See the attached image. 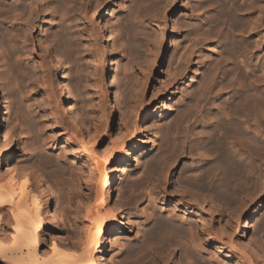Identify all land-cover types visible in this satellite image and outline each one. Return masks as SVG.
<instances>
[{
  "label": "bare ground",
  "instance_id": "obj_1",
  "mask_svg": "<svg viewBox=\"0 0 264 264\" xmlns=\"http://www.w3.org/2000/svg\"><path fill=\"white\" fill-rule=\"evenodd\" d=\"M44 1L29 0L28 6H26L27 4H23L24 2L22 3L21 0H0V62L4 65L0 85L4 89L3 108L6 109L4 122H11V119H13L11 112L15 106L11 98L13 96L12 76L16 80L14 82L20 83L27 78L31 79L33 75L38 73V78L41 80H38L35 75V78L32 79V85H37L36 82L39 81L42 86L43 93L47 97L48 108L45 109L48 116H51L50 122L53 121V124L57 128L59 127L62 131L59 134H65L64 141L69 143V155L74 159L81 160L84 168H86L87 176L85 179L83 178L85 180L83 185L85 190L79 192L78 186V193L72 197L76 204H74L75 213L82 217V228L81 230H78V226V229L76 228L73 220L74 216H71L73 218L74 233L70 242L60 243L56 239H52L49 250L45 253L40 252L39 237L46 221H49L48 218L54 222L52 225L53 231L62 228L54 211V192L50 188L51 185L38 172L41 166L55 165V160L46 152L36 155V151L31 148L34 149L37 146H34L35 141L30 137L28 144H25L23 148L28 151L32 150L35 156L31 157L30 154V157L24 163L18 165L20 166L19 169L15 167L8 168L5 173H0V183H2L0 184V264H109L112 257L110 256L109 246L107 247L106 235H109L111 241L115 243L114 236L121 232L120 228H124L126 224L132 227L135 225V218L130 211V204L138 201L140 193L136 194L135 192L141 189L142 186L144 187L145 184L152 185L150 188L148 187L150 189L148 196H151L156 204L161 205L164 213L156 214L154 208H151L147 213H145L146 211L141 213L146 225L143 226L141 231L139 230L140 233L133 245H122L120 256L117 257L118 260H122L127 264H182L185 261L183 259H186V261L187 259L193 260V264H264V254L260 256L261 253L258 254L259 251H257L260 248H258V243L264 241V218L261 221L259 219L260 222L255 223L256 227L254 226L260 242L252 239L244 241L248 229L254 224L252 221L254 219L252 208L256 205L254 203L258 192L262 189L264 179V168L262 167L264 162H262L260 155L264 150L263 142L256 141V137L255 139L248 137V133L242 127L243 122L249 120L254 121L257 126H264V65L261 64L263 61L260 60L262 57L258 51L262 48L264 42V31H261L259 27L263 23L258 26V23H261L262 20L260 18L264 14L260 12L261 10L259 11L263 14L261 17L258 12L254 13L256 9L253 5L254 0L250 2L231 0L232 3H229L228 0H195L192 4L183 3L181 6L179 5L180 2L177 3L178 0H131L128 5L126 4L123 7L125 10L127 9L126 13L117 22L119 34L114 40L115 43H119L122 40V33L128 35L129 39L131 38L129 47L120 42L124 57L131 56L133 54L132 50L135 53L134 49L140 46L139 43L142 40L139 42L137 39L140 34L145 33L144 36L149 39L144 25L147 20L156 28L157 32L154 40L151 41L147 61L145 64L143 63V66H140L137 62L139 67L135 70L138 81L129 86L131 97L129 96L130 100L127 105L130 106L128 111H131L133 116L130 114L132 118L127 117V120H130L127 123L125 121V133L122 135L119 132L121 136L117 135L120 137L116 138L115 135V139L109 136L107 120L102 124L100 123L101 120L98 122L100 124L96 122L98 125L94 123V131L87 135L79 127L76 129L72 125L66 124L64 118L57 115L58 109L56 111L51 104V99L54 98L52 92L54 91L49 84L52 67L55 68L61 61H64L65 56L72 58L71 56L75 52H79L77 39L73 41L76 38L75 33L71 31L73 29L71 23L74 18V21L78 20L84 25L86 23L89 25V27L83 25L80 32L85 34L83 36H86L88 43L85 51L91 58L92 86L95 88L96 83L99 82L98 78H104V66H107L111 78L109 87H113L117 79L115 73L117 62V51L115 49L117 48L113 49L111 46L112 41L106 31L107 29L103 28L102 24L93 20L92 17L100 14L106 6L113 5L115 0H47L50 13L44 11ZM175 4L176 6L173 9L175 10V16L182 11L186 15V18L181 19L182 26L177 20L179 16L177 19L175 18V25L178 24V21L180 27L183 28L185 35L183 42L187 44V41L190 39L192 41L193 37L195 39V35L197 37L192 44L191 42L187 44L188 51L185 48L187 53H184L185 57L182 55L185 59L183 63H180L182 66H178L179 70L173 72L172 77L167 79L164 84L159 85L168 91L172 90L171 95L175 93L176 83H185L189 76L194 56L201 51L200 44L204 42L202 38L210 41L218 39V37L212 38L216 33L211 36L212 40L209 39L210 34H212L211 30H213L210 29L212 28L210 25L224 24L228 26L227 24H229L233 31L230 30L235 33L236 38H233L234 36L229 38V35L226 36L225 34L226 31L225 33L222 32L223 35L225 34L222 35L223 39L220 38L221 36L219 37V41L222 40V42H215L214 46L211 45V49L208 48L211 55H207V58L201 60L203 67L200 70L199 80L188 83L190 86H188L187 93L184 95L186 100L182 101L180 105L177 104L179 107L172 121L162 130L161 128L157 130L158 135L162 133V139L153 151L156 153L150 155V148L144 143L146 140L143 137L138 138L142 136L139 125L145 124L149 116L156 115L158 112L162 116L167 114H164V103L157 105L156 110H153L151 106L145 105L143 95L152 85V73L158 71L161 74V68L164 67L162 50L167 32L165 15ZM257 5L259 6V4ZM258 6L257 10L262 8V6ZM108 7L105 14H109L107 12ZM212 9H215V14ZM208 11L210 12L207 13ZM196 15H199L198 21L193 22L191 19ZM39 19L42 20V25L48 24L53 19V25L56 28L58 27L57 31L51 34L56 44L55 49L44 43L41 54L35 51V47H28L29 44L32 43L33 46L34 43L29 36L30 30L33 29ZM211 22L212 24H209ZM21 28H23V32ZM244 28H249L247 34H244ZM218 29L221 28L218 26ZM177 30L179 31V29ZM219 33L215 36L221 35V32ZM68 40L71 42L69 43ZM66 42L71 45H66ZM206 45L208 47L209 44ZM20 47L25 48L26 50L23 49L25 52H22L23 50ZM250 51L253 52L251 54L253 55L252 60L247 58V61L246 58H243V60L236 58L237 61H240V64L238 62L240 68L244 64L245 68L248 69L247 72L250 71L251 74L247 75L250 81L246 80L247 77H242V74L245 76L247 74L246 71V74L244 71L241 74L242 69H239V76L246 78V81L244 82L241 77H236L237 75L235 76L237 78L234 80L235 82L231 80L236 71L231 72L233 69L229 70L232 65L229 67L227 65L226 68L228 67V69L221 73L225 61H234L236 54L250 53ZM257 51L260 55L256 54ZM106 53H109L108 59L105 57ZM178 54H181V52ZM255 54L261 58L258 59ZM241 56L240 58H242ZM232 57L234 60H232ZM241 61H244V63ZM29 64H34L32 70L29 68ZM232 64L234 68L236 62ZM124 66L127 67V64ZM126 67L123 68L126 70ZM258 71L262 72L263 75L257 74ZM230 72L233 73V76L228 77ZM239 72L235 73L238 74ZM66 77L65 74L63 78L65 90L60 89L62 95H66L67 98L68 105L65 109H69L68 112L71 111L72 113L71 119L72 117L73 119L71 122L73 120L80 121L79 113L76 112L77 110L71 103V90ZM224 81L226 83L230 81L231 84L235 83L232 85L236 86L223 85ZM218 82L222 83V85L220 84L221 87L217 85ZM248 82H250L249 85L252 84L251 87H247ZM246 83L247 85H245ZM260 83L263 85L262 91ZM216 86H219L220 89ZM157 87L158 84H155V94L159 92L158 90L155 91ZM211 87L215 88L214 90L219 89L217 91L223 95V98L221 97L218 101L216 99L212 102L209 101V93L211 92H209V89ZM213 89L212 91H214ZM65 91L69 93L67 94ZM154 93L150 102L155 97ZM205 95L206 103H212L214 109L211 108L212 111L207 112L204 117L205 122L203 125L200 124L202 126H198V124V127H196L193 124L194 122L189 123L196 127L195 131L190 133L193 127L188 124L189 114L191 115L190 112H192L190 106L193 105L192 107L196 108L198 102L200 103L199 100H204ZM99 97L101 98V96ZM100 98L97 99L99 102H101ZM203 100L202 102H205ZM195 101L196 104H193ZM97 104L99 108L103 106L101 103ZM29 106L27 109H30ZM30 112L32 111L30 110ZM26 113L27 111L25 112L24 109L20 108L19 116L23 122L22 129L28 130V132L26 130L25 132L30 134L37 121L32 123V118L29 119L30 115L27 113L28 116ZM135 118L136 121H134ZM133 121L137 122L136 127H132L131 123H134ZM40 124L39 126H41ZM186 126H190L191 130L187 129ZM38 128L40 129V127ZM13 130L12 125L4 124V136L0 140V166L3 161L2 153L8 150L16 140ZM101 132L107 137L108 145L111 147L109 150H102L106 152L105 154L99 151L100 154L96 150L97 148L95 149L92 145ZM43 141L47 146L48 142L45 138ZM133 141L143 142L141 151H134L135 148H133L131 152L135 155V159L139 158L136 167L131 164L132 155L125 146L117 149V146L122 143L126 142L127 145H130ZM245 142L249 145L248 147ZM21 144H24L23 140ZM246 147L248 148V154L251 155L249 157L251 160H247L248 162L244 161L245 157L241 154L242 150L247 149ZM107 154H109L108 157H106ZM15 156V153L11 154V159L16 160ZM61 158L63 159L65 156L63 155ZM182 158L187 161L184 163L181 174L177 176L176 171ZM120 164L122 168L121 171L120 169L118 171ZM136 168H140L141 175L131 179L128 177L129 179L126 180L128 175L137 170ZM80 172V175L84 174L82 170ZM121 180H125L126 188L135 193L126 195L127 200H123L122 196L124 195L119 191V184L116 185V182H121ZM114 185H116V195H113ZM221 201L225 204L228 203L231 207L228 209L221 207ZM167 207H170V210H167ZM6 215L13 219L11 232L5 230L3 226L6 222L4 218ZM7 224L9 225V223ZM184 248L187 251L182 255V249L185 250Z\"/></svg>",
  "mask_w": 264,
  "mask_h": 264
},
{
  "label": "rangeland",
  "instance_id": "obj_2",
  "mask_svg": "<svg viewBox=\"0 0 264 264\" xmlns=\"http://www.w3.org/2000/svg\"><path fill=\"white\" fill-rule=\"evenodd\" d=\"M21 1H22V3L24 2L23 4H27L26 6H28L29 0H26V1L21 0ZM130 1L131 0H115V3L113 5H111L109 7L106 6V8L108 7L107 12L109 14H105V11H106V8H105L100 14H96V15H94V17H92L93 20L99 21L102 24L103 28L107 29L106 31L109 33L110 38H111L110 40L112 41V42L110 41L111 46L113 47V49L117 48V49H115V51H117V53H116V55H117L116 61L117 62H116V67H115V73H116L117 79H116V82L113 84V87H109V84H110L109 81L111 82V78H110L109 69L107 66H104V71H103V74H104L103 77L104 78H101V79L98 78L99 82L97 81L98 83H96L97 87L95 86V88H94L92 86V81H91L92 73H90V71L92 69L90 67L91 58L87 55V52L85 51V48L87 47L88 43H87L86 38H85L86 36H83L85 34H82L80 32V29L83 27L84 23H80V21H78V20L74 21V18L72 19L73 22L71 23L73 25L74 30L71 29V31L73 33H75L74 35L76 38H74L73 41L75 39H77L76 42L79 44L78 45L79 52H75L73 55L71 54L72 58H70V57L67 58L65 56L63 58L64 61H61L57 66H55V68L52 67V69H51V72H50L51 78H50L49 84H50V87H52L53 91H54V92H52L54 95V98L52 97V99H51L52 106L56 109V111L58 109L57 115L59 117L64 118L66 124L72 125L76 129L79 127L85 133V135H87L91 131L92 132L94 131V128H95L93 126L94 123H96V122L98 123L101 120L100 123L102 124V122H105L107 120L108 121L107 123L109 126L108 132L110 133V134L109 133L108 134L113 139H115L114 138L115 135L121 136V134L123 135V133H125V130H126L124 127L125 121L127 123L130 120V119L127 120L128 119L127 117L132 118L131 117V115H132L131 111H128V109L130 110V106L127 105V104H129L128 101L130 100V97H131L130 96L131 91H129V89H130L129 86H131L133 82L138 81L137 72L135 69H138L137 68V67H139L138 63L140 64V66H143L145 64V62L147 61V55L151 49V46H150L152 43L151 41L154 40L157 30L147 20L144 25H145L147 37H149V39H147L144 36L145 33L140 34V36L137 35L138 41L140 42L142 40L139 43L140 46H138L137 49H134L135 53L132 50L133 54L131 56L128 55V56L124 57L120 42L125 43L129 47L131 38L129 39L128 35L126 36L125 34L122 33V35H121L122 40L119 43H115L114 40L117 38V36L119 34V26H118L117 22L126 13V10H127V9L125 10L123 7L126 4L128 5L130 3ZM194 1L195 0H178L177 3L180 2L179 5L181 6L183 3L189 5L190 3L192 4ZM228 1H229V3H232L231 0H228ZM242 1L243 0H241V2ZM246 1L250 2L252 0H249V1L245 0V2ZM259 1L260 2L262 1L261 3L263 5ZM255 2H259V3H255ZM43 3H44V11L50 13V7H49V4L47 3V0H45ZM254 3H253V5L256 8L254 13L256 14L258 12V15H259V14H261V13H259V11L261 10L260 12H262L264 14V0H254ZM257 4H259V6ZM175 6H176V4L172 7L171 10H168L166 12V15H165L166 21H167V23H166V29H167L166 31L167 32H166L164 47L162 50V52H163L162 60H164V67L161 68V74H159L158 71H154V73H152V85L148 88V90L143 95L145 105L151 106L153 108V110H156L157 105H159V104L162 105L164 103L163 104L164 105V114H167V115L162 116V114L158 112V114H156V115L154 114L152 116H149L148 120L145 122L146 126L143 123L141 125H139L141 127L140 132L142 133V136L141 137L139 136L138 138L143 137V139L146 140V142H144V143H146L148 145V147L150 148V155L152 153L153 154L156 153L153 151H155L156 145H158L162 139V133H161V135H158L157 130L159 128H161V130H162L163 127H165L168 123H170L172 121L174 115L176 114V112L178 110L179 105L181 104L182 101L186 100L184 98V95H186V93H187L188 86H190L189 84L192 81L196 82L197 80H199L200 74H201L200 70H202V67H203L201 65V63H202L201 60L204 59L205 57L207 58V55H211V53L209 51V49H211V45L214 46L215 42L216 43L222 42V40L219 41V39L220 38L223 39V36L225 34H226V36L229 35L228 36L229 38H231L233 36H234L233 38H236V35L234 32H232L233 30L231 29V26L229 24H227V25L230 28L224 24L223 25L217 24V26L215 24L213 26L210 25L212 27V28H210L209 24H212V22L209 23L208 27L210 29H213L214 33H213V30H211L212 34H210V38H209L208 34H207L208 35L207 37L211 40H212V38H215V37H218V39H213L212 41H210V40H206V39L202 38V36H201L202 40L204 42L206 40V42L205 43L202 42L200 44L201 51L197 52V54L194 56V62H193L192 68L189 70V74H188L189 76L185 80V83H181V82L176 83L175 93L173 95H171L170 93L172 90L168 91V90H166L160 86L162 84H164V82L167 79L172 77L173 72L177 71V69L179 70L178 66H180V65L182 66V64H180V63H183L184 62L183 60L185 59V58H183L182 55H184V57H185L186 55L184 53H187V51H188L187 44L189 42H191V44H192L193 40H195L197 37L195 35V39L193 37L192 41H191V39L189 41H187V44H186V42H183L185 35L183 33V28L180 27L179 24L181 23V21L184 18H186V15L184 14V11H182L179 15L175 16V10H173L175 8ZM257 6L258 7L262 6V8L257 10L258 9ZM212 10H210V11H212L215 14V9H212ZM210 11H208L207 13H209ZM213 13H212V15H213ZM263 14H261L260 17ZM178 16H179V19H177ZM198 16L199 15H196L191 20L193 22L196 20L198 21ZM263 16H262V18H260V20L262 19L261 23L260 22L258 23V26L263 23L262 26H259L261 28L260 29L261 31H264V19H263L264 17ZM24 18H25V15H24ZM175 18L180 22L179 23L177 21V23H178V24L176 23L177 25H175V22H176ZM53 22H54L53 19L50 22H48V24H43V25H42L41 19H39L36 22V25L33 26V29L30 30V33H29L31 40L34 41L33 46L31 45L32 43L31 44L28 43L29 48L35 47V51L38 54H41L43 51L42 46L44 45V43L45 44L47 43V45L50 48L55 49L56 44L53 41L51 34L55 33L54 31H57L56 29H58V27L56 28V26L53 25ZM86 25H87V23L84 26H86ZM92 25L94 26V24H92ZM87 26L89 27V25H87ZM174 26H176V27H174ZM181 26H182V23H181ZM218 26L221 29H218ZM178 27H180V28H178ZM176 28L179 29V31ZM217 29H218V31H217ZM21 30H22V32L24 31L23 28H21ZM244 30H245L244 34H247V30H249V28H246V29L244 28ZM225 31H226V33H225ZM219 32H221V35L215 36ZM222 32L225 34L223 35ZM24 34H25V32H24ZM213 34H215V35H213ZM212 35H213V37L211 38ZM202 40H200V41H202ZM147 41H148V43H147ZM68 42H69V40H68ZM69 43L67 44V42H66V45H71ZM206 44H209L210 46L208 45V47H207ZM185 48L187 49V51ZM20 49H22V47H20ZM23 49L26 50L25 48H23ZM219 49H220V47H219ZM260 49H262V50H260ZM260 49L258 51L261 55L258 53V51L256 52V54L258 53L262 57V59H260L261 58L260 56L258 57L256 54L255 55L258 57V59L263 61V62H261V64L264 65V60H263L264 59V56H263L264 55V42L262 44V48H260ZM24 50L22 52H25ZM129 51L131 52L130 49H129ZM71 52H72V50H71ZM180 52H181V54H178ZM245 54L249 55V56L247 57ZM245 54H243V53H239V55L236 54V56H234L235 60L232 57V60H234V61H231V62L225 61L223 63L224 67H222L224 69H222L221 73H223L231 65H232L231 66L232 68L231 67H230L231 69L229 68V70L233 69V71H231V72H234L235 70H236L235 72H239V69L240 70L242 69L241 74L244 73L245 71L247 72L248 69L245 68V65L243 64L244 66L242 65V67L240 68V66H239L240 61H237V59H236V58H238L239 60H241V59L243 60V58L244 59L246 58L247 61H248V59H251V60L253 59V57H252L253 55H251V54H253V52H251V51H250V53L245 52ZM241 55H243V56H241ZM132 56H134V57H132ZM202 56H203V58H202ZM240 56L242 58H240ZM105 57H106V59H108L109 53H106ZM54 58H55V56H54ZM181 58H182V62H181ZM251 60H249V61H251ZM135 62L136 63L138 62V63L136 64ZM235 62H236V64H234V68H233L232 63H235ZM238 62H239V64H238ZM241 62L244 63V61H241ZM125 63L127 64V67L124 66V65H126ZM132 63H134V64H132ZM33 65L34 64L28 65L31 70L34 68ZM227 65H228V67L226 68ZM263 65H261V66H263ZM74 66L76 67V70H75ZM123 67H126V70ZM174 67H176V68H174ZM243 68H244V70H243ZM3 69H4V65H3V63L0 62V77H2L1 73H2ZM77 69H78V72H77L78 74L76 73ZM231 72H230V74H231ZM235 72H234V74L232 73L234 76L232 74L231 75L229 74V76H228V77L233 76L234 79H233V77L231 79L233 81L237 79V78H235L236 75H237L236 77H239V78L241 77V75L239 76L240 72L238 74H236ZM246 72H245V74H246ZM37 74H35L36 78H38V76H39V74L38 75ZM65 74L67 76L66 80L70 85L71 103H72L73 107L77 110L76 112L79 113L80 121L79 120L78 121L73 120V122H71L73 119V117L71 119L72 113H71V111L68 112L69 109L68 110L65 109V107H67V105H68L67 98H66V95L65 96L62 95V92L60 90L61 88H63L65 90V87H63V78H64ZM123 74H124V76L126 75L129 78H127L125 76L127 78L126 79L123 76ZM248 74L249 75L251 74L250 71L247 72L246 76L242 74V77L244 76V77L248 78V76H247ZM257 74L263 75L262 72H260V71H258ZM35 75H33L34 78H35ZM33 77L31 79L27 78V79L21 81L20 83L14 82L16 80H14L15 78L13 76L11 78L12 79L11 88L13 91V96L11 98H12L14 106L16 107V108L14 107V109H12V112H11V117L13 118V119H11L12 123L8 122V121L4 122V115H5V110H6L5 108H3L4 89L0 85V140L4 136V124L5 125L10 124V126L12 125V128H14L13 133H14L15 138H16V140L11 144V147L2 153L3 154V161H2V164L0 166V173H2V174L5 173L6 170H8V168L11 169V168L15 167V168L19 169L20 166H18V165H20V163H24L26 161V159H28L30 156L31 157L35 156L33 154V151H36V155H39L40 153L46 152V153H49L54 158L55 165L41 166V167H39L40 170L38 171L39 174H41L43 176V178H45L47 180V183L51 185V186L50 185L49 186H50V188H52V191L54 192V200H55L54 211L56 213V218L59 221V223L61 224V228H62V229H59L58 231H53L52 225L54 222H53V220L48 218L49 221H46V224L44 225L42 232L40 234V237H39V239H40V243H39L40 252L45 253L47 250H49L51 243H52V239H56L60 243L61 242L62 243H69L71 236H73V233H74V225L76 226V228H77V226L79 227V229L77 228L78 230H81V228H82L81 227L82 226L81 225L82 217H81V215L80 216L76 215V213H75L76 211L74 208L76 204H75V201L72 197L75 194H77L79 190H80L79 192H84L85 189H84L83 185H84V181H85L84 179L87 176V174H86L87 172L85 171L86 168H84L81 160L74 159L71 157V155H69V152H68L69 151V143L64 141L65 140V138H64L65 134L64 133L59 134V132H62V131H60L59 127L57 128L53 124V121L50 122L51 116L50 117L48 116L46 109H45V108H48L47 97H45V94L43 93L42 86H41V84H39V81L36 82L37 85H35V86L32 85V81H33L32 79H34ZM226 79L228 80V78H226ZM226 79H225V81H226ZM242 79H244V82L246 80L250 81V78H248V79L242 78ZM38 80H41V79L38 78ZM225 81H224L223 85L227 84V86H231L232 84H235V83L231 84L230 81H227V83H226ZM233 81H231V82H233ZM229 83H230V85H229ZM249 83L250 82H248V85H247V83L245 85H247V87H249V86L251 87L252 84L249 85ZM155 84H158V87L155 89V91L156 90L159 91V92H157V94H155L156 92L154 93V85ZM220 84L222 85V83H220V82L217 83V85H219V86H220ZM260 85H261V87H260ZM260 85H259V87L261 88V91H262V89L264 88V86H263L264 84L262 85V83H260ZM219 86H216V88H218ZM233 86H236V85H232V87ZM262 86H263V88H262ZM220 87H219V89H220ZM210 89H209V92L211 91L212 95H211V92L209 93L210 97L208 94H206L209 97V101H211V102L215 101L214 99H216V101H218L221 97L223 98V95L219 94V92L217 91L219 89L214 90L215 88L213 89V87H211ZM212 89L214 91H212ZM66 91H67V89H66ZM66 91H65V93L68 94L69 92H66ZM95 91H97V92H95ZM263 91H264V89H263ZM98 92H99V94H98ZM153 93L155 94L154 95L155 97L150 102V99L153 96ZM55 95H56V97H55ZM206 95L204 97V100L200 98L201 100H199V101L201 104L197 101L198 106L194 105V106H196V108L192 107L193 105L190 106L189 103H191V102L189 101L188 104L191 107L190 109L192 112H190L191 115L189 114L190 119H189L188 124L194 122L193 124L196 127L202 126L203 123L205 122L204 117H205V115H207V112L208 111L210 112V111H212V109H214L212 103L211 104L206 103L207 102L205 100ZM99 96H101V98ZM168 96L170 98H167ZM115 97H117V99H115ZM99 98H100L101 102L98 101ZM202 100L205 102H202ZM97 103H101V105H103L102 107H100L101 109L99 108ZM177 104H179V105H177ZM193 104H196V101H195V103L193 102ZM209 104H210V106H209ZM28 106L30 107V109L29 108L27 109ZM208 106L210 109L209 108L207 109ZM20 108L24 109L25 112L27 111V113L30 115L29 116L26 113V115L29 116L28 118L29 119L32 118V120H34V121L31 120L32 123L37 121L36 123L38 125L37 124H35V125L40 127V129L34 125L30 134L27 133L28 130L22 129L23 128V122L19 116ZM64 109H65V112H64ZM30 110L32 112H30ZM31 113H32V115H31ZM102 114L103 115L105 114V115L103 116ZM126 114H128V115H126ZM98 116H101V117L99 118ZM105 117L106 118L108 117V118L103 119ZM94 120H96V121L93 122ZM191 120H192V122H191ZM134 121H136V118L134 119ZM250 121H251V123H250ZM246 122H248L251 125H249L248 123L246 125ZM253 122L254 121H252V120L245 121V122H243L245 125L242 123L244 125V126L242 125V127L248 133V134L246 133L248 137L250 136V138H253V139H255V137H256V141H258L259 143L263 142L262 144L264 145V131H263L264 126H262V125L257 126V124H255V122L254 123ZM97 123L95 125L100 124V123H98V124ZM39 124L41 126H39ZM131 124L133 127L137 124V122H134ZM158 124H160V125H158ZM200 124H202V125H200ZM194 125H192V124L190 125V126H193L192 127L193 131L191 130L190 126H186L187 129L191 130L190 133L195 131L194 129L196 127ZM159 126H161V127H159ZM25 130L27 132H25ZM20 133H22V134H20ZM120 136H117L116 138H118ZM30 137H32L33 140L35 141L34 146L35 147L37 146V147L34 149H37V150H34L33 148H31L33 151L32 150L28 151L27 149L25 150L23 148L25 144L26 145L28 144ZM42 138H43V140L45 138L46 141L48 142L47 146L44 144V141L42 140ZM22 140H23L24 144L20 145ZM142 143L138 142V141H133L130 145H127V143L124 142L121 145H119L120 147L117 146V149H120V148L125 146L126 149L128 150V152H130V153L132 152L133 148H135L134 151L139 152V151H141V146L143 145ZM108 144H109V142L107 141V137H105L103 132H101L96 137L95 142L92 143V145H94L95 149L97 148L96 150L98 152L100 151L101 153L103 152L104 154L106 152L102 151L103 149L109 150L111 148ZM110 145H112V144H110ZM245 145L247 147L249 146L246 142H245ZM247 150H248V148L242 150V153H241L242 156L245 157L244 161L246 160V162L251 160V158H249V157H251V155L248 154L249 152H247ZM263 151H262V154H260L262 162H264V160H263L264 159V152ZM13 153H15V155H16L15 156L16 160L11 159V154H13ZM58 153L59 154L62 153L61 156L64 155L65 158L62 159ZM131 155H132L131 164L135 165L134 167L138 166V160L137 159H139V158L135 159V155H133L132 153H131ZM108 156H109V154L106 155V157H108ZM185 161H187V160L184 158L181 159L180 164H179L177 171H176L177 176H179L181 174ZM121 166H122L121 164L118 166V171H119V169L121 171V168H122ZM68 167H70V168H68ZM262 167L264 168V164L262 165ZM81 170H82V172H84V174L82 173V175H80ZM137 170H135L130 175H128L126 180H128L129 178L131 179V178H136V177L140 176L141 175L140 174L141 173L140 168ZM79 175L81 176V178ZM1 182H2V180H1ZM125 182H126L125 180L124 181L121 180V182L119 181L118 183L116 182V185L119 184V189H120L119 191L122 193V195H124V196H122L123 200L128 198L127 197L128 195L140 193V196L138 197V201L130 204V211L132 212V216L135 218V220H134L135 225L132 227V226H129L128 224H126L124 226V228H120L121 232L114 236L115 237V243L111 241L109 235H106L107 247L109 246L108 248L111 251L110 256L112 257V261L109 264H127L126 262H124L122 260H118L117 257L120 256V250L122 248V245L123 244H127L128 246L133 245V243L136 241V239H137L136 237L139 235L141 229L143 228V226L146 225V223L143 221V219L141 217V213H144L145 211H146L145 213H147L151 208H154V211L156 214H163L164 213L162 211L161 205L156 204V201H154L151 198V196H148V192L150 191L149 188L152 186L151 184H147V185L145 184L144 187L142 186L143 189L141 188L134 193L131 189L126 188ZM0 184H2V183H0ZM116 185L113 186V189H114L113 195L117 194V192L115 191ZM80 186H82L81 187L82 189L80 188ZM77 187L79 188V190L77 189ZM227 204L228 203L225 204V202H223V201H221V203H220L221 207H223L225 209H228L231 207V205H229V204L227 205ZM254 205H255L254 208H252V214L254 217V219L252 218L253 219L252 221L254 222V224H253V222H251L253 225L248 229L249 235L247 234V236H244V239H245L244 241H249L250 239H252L253 241H258V236L256 234V228L255 227H256V224L264 218V179L262 181V189L258 192V196H257V199H256ZM167 208H168L167 210H170V207H167ZM72 212H73V214H72ZM71 216H74V219ZM9 217H10L9 215L8 216L6 215V217H4L6 219V222L8 219L7 223H9V225L5 222L3 226L5 227V230H7L8 232L9 231L11 232V230H12L11 227L13 225V219L9 218ZM72 219L75 221L74 225L72 224ZM259 219H260V221H259ZM258 242H260V241H258ZM263 244H264V241H261L260 244L258 243V248L259 247L261 248V250H259L260 248L257 250V251H259L258 254L261 253L260 256H263L262 254H264V250H263L264 245ZM259 245H261L262 247ZM186 251H187L186 249L185 250L182 249V253H183L182 255H184L186 253ZM180 253H181V251H180ZM179 257H180V255H179ZM258 258L260 259V257H258ZM183 260H185V261H183ZM183 260H182L183 261L182 264H187V263L193 264V262H192L193 260H190V259H189L190 261L188 259H187V261H186V259H183Z\"/></svg>",
  "mask_w": 264,
  "mask_h": 264
}]
</instances>
